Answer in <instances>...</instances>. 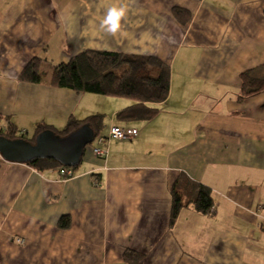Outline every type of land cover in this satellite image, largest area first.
Returning <instances> with one entry per match:
<instances>
[{
	"label": "crops",
	"instance_id": "crops-1",
	"mask_svg": "<svg viewBox=\"0 0 264 264\" xmlns=\"http://www.w3.org/2000/svg\"><path fill=\"white\" fill-rule=\"evenodd\" d=\"M112 7L125 10L114 33ZM88 49L168 66L153 119L119 118L127 97L19 79L31 59L49 68ZM262 64L264 0H0V132L104 116L70 178L0 153V264H130L125 250L137 264H264V88L239 99L241 73ZM114 125L136 134L110 138ZM182 175L210 188L212 212L183 207L170 224Z\"/></svg>",
	"mask_w": 264,
	"mask_h": 264
},
{
	"label": "trees",
	"instance_id": "trees-1",
	"mask_svg": "<svg viewBox=\"0 0 264 264\" xmlns=\"http://www.w3.org/2000/svg\"><path fill=\"white\" fill-rule=\"evenodd\" d=\"M184 9L175 7L173 13L180 23L185 24L190 14L181 17ZM39 59H31L19 75V79L32 83H41L46 79L45 72L40 67ZM48 83L51 86L72 89L76 92L96 93L101 95L122 96L133 100L129 106L122 108L117 116L128 119H153L159 108L157 103L167 98L169 91V68L159 58L153 55L131 54L109 50H84L70 58L66 63L49 66ZM264 88V64L247 69L241 73V94L239 99L258 93ZM102 114H92L83 120L70 117L63 129L56 131L65 135L83 124L89 125L97 132L103 124ZM50 129L51 125L38 123L35 134ZM19 132L10 129L8 138H19ZM0 135H3L0 132ZM26 139V138H25ZM26 164L38 170L51 167H62L53 159L36 158ZM75 168V167H74ZM172 202L170 224H173L178 212L183 207H192L201 213H210L213 207V198L208 186L186 179L183 175L176 180L171 190ZM60 228L70 226L67 215L60 217ZM142 254L132 250H125L123 260L130 264H137Z\"/></svg>",
	"mask_w": 264,
	"mask_h": 264
},
{
	"label": "water",
	"instance_id": "water-1",
	"mask_svg": "<svg viewBox=\"0 0 264 264\" xmlns=\"http://www.w3.org/2000/svg\"><path fill=\"white\" fill-rule=\"evenodd\" d=\"M95 135L96 132L87 124L65 135L46 129L38 133L34 141L0 135V153L9 161L27 163L36 158H47L56 160L62 166L76 167Z\"/></svg>",
	"mask_w": 264,
	"mask_h": 264
},
{
	"label": "built area",
	"instance_id": "built-area-1",
	"mask_svg": "<svg viewBox=\"0 0 264 264\" xmlns=\"http://www.w3.org/2000/svg\"><path fill=\"white\" fill-rule=\"evenodd\" d=\"M20 133H23V131H21ZM135 134H136V130L134 128H123V127L114 125L110 128L108 136L110 138L125 139ZM98 139L99 141H104V138L101 136ZM92 151L95 156L100 157V158L106 155V151L102 149L101 147H93ZM59 174L65 178H70L74 176V169L72 167L63 166L59 168ZM211 212H212V209H211ZM19 241L23 242L22 239H19Z\"/></svg>",
	"mask_w": 264,
	"mask_h": 264
},
{
	"label": "clouds",
	"instance_id": "clouds-1",
	"mask_svg": "<svg viewBox=\"0 0 264 264\" xmlns=\"http://www.w3.org/2000/svg\"><path fill=\"white\" fill-rule=\"evenodd\" d=\"M125 14V10L123 8L112 7L108 10V14L105 17L103 24L108 26V31L116 32L120 27V19Z\"/></svg>",
	"mask_w": 264,
	"mask_h": 264
},
{
	"label": "rangeland",
	"instance_id": "rangeland-1",
	"mask_svg": "<svg viewBox=\"0 0 264 264\" xmlns=\"http://www.w3.org/2000/svg\"><path fill=\"white\" fill-rule=\"evenodd\" d=\"M40 65V67L42 68V71H44L45 72V77L47 78L48 77V74H49V68H47L46 67V64H45V66H43L42 65V63L41 64H39ZM49 67V66H48ZM33 131H34V129H32L30 132H29V134H28V137H31L32 135H33Z\"/></svg>",
	"mask_w": 264,
	"mask_h": 264
}]
</instances>
